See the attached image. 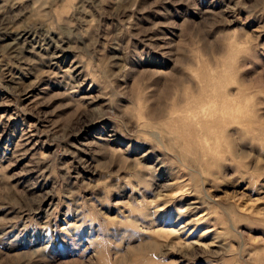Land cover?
<instances>
[{"label":"rangeland","instance_id":"374dc122","mask_svg":"<svg viewBox=\"0 0 264 264\" xmlns=\"http://www.w3.org/2000/svg\"><path fill=\"white\" fill-rule=\"evenodd\" d=\"M0 264H264V0H0Z\"/></svg>","mask_w":264,"mask_h":264}]
</instances>
